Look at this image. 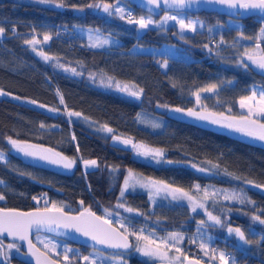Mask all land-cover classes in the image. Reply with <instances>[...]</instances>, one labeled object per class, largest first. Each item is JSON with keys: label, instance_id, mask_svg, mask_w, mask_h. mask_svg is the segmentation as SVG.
Listing matches in <instances>:
<instances>
[{"label": "trees", "instance_id": "trees-1", "mask_svg": "<svg viewBox=\"0 0 264 264\" xmlns=\"http://www.w3.org/2000/svg\"><path fill=\"white\" fill-rule=\"evenodd\" d=\"M114 1L63 0L64 7H55L33 0H0V27L5 28L0 36V88L57 109V113H49L19 100L0 97V150L8 155L6 160H0V179L4 181L0 193L5 196L0 206L44 207L47 199L64 203L71 211L77 210L74 206L81 201L98 213L101 209L130 207L136 225L158 231H192L201 213H193L185 204L167 199L152 204L146 192L129 191L122 199L125 207L120 208L119 190L129 169L190 191L196 185H234L229 178L195 170L193 165L201 162L264 185V141L254 137L243 139L223 130L220 124L187 115V110L193 109L202 114L247 116L239 109L238 100L250 93L251 84L264 85V71L244 55L246 49L256 54L264 52V40L257 37L261 16L239 18L243 26L230 27L223 24L227 15L217 11L185 12L200 16L204 26L223 27L212 34L206 28L180 34L174 26L162 32L155 28L138 32L137 25L127 23L126 19L108 17L87 7ZM136 9L146 12L138 6ZM76 26L99 29L120 42L105 48L88 47ZM240 32L247 38H242ZM45 33L51 35L47 41ZM33 38L39 41L36 51L33 45L25 43ZM169 44L176 47V55L160 51ZM40 51L52 59L45 61L38 55ZM165 60L167 67L162 66ZM241 61L249 67H243ZM230 79L234 82L229 83ZM101 80L105 83L101 84ZM120 82L134 83L143 92L138 99L125 95L115 87ZM109 83L111 87L107 86ZM210 84H217L218 89L201 95L197 104L194 95ZM162 105L184 111L169 113ZM140 110L165 115L163 128L140 125ZM68 112L80 113L107 124L119 134L162 147L166 161L153 164L139 159L129 148L112 144L108 137L73 121ZM252 119L264 123V116ZM9 137L50 148L75 160V164L68 171L57 172L51 168L53 163L39 162L14 151ZM83 158H96L98 166L83 169ZM259 188L245 186L244 203H226L232 207L226 216L232 224H253L264 232V225L253 219H264V193ZM39 193L44 198H38ZM233 260L264 264V237L246 255L236 254Z\"/></svg>", "mask_w": 264, "mask_h": 264}, {"label": "snow or ice", "instance_id": "snow-or-ice-1", "mask_svg": "<svg viewBox=\"0 0 264 264\" xmlns=\"http://www.w3.org/2000/svg\"><path fill=\"white\" fill-rule=\"evenodd\" d=\"M35 3L45 4V5H54L55 7H64L63 0H33ZM147 5L154 6L155 8H160L161 4H163L164 8H173L177 10V14H169L165 11V14L161 17L159 21L153 20L151 12L154 9H149L148 16H140L136 18L132 15L131 11L125 10L117 5H111L108 3L100 4H89L87 7L89 8H101L105 13L111 15H118L121 20H127L129 24H136L138 28L141 30L149 29L150 26L162 27L166 25L168 21H175L176 24L179 25L180 32L183 33L185 30L196 32L197 25L202 28L203 24L199 21H193L191 19H186L181 10L185 8L191 7L193 4H221L227 5L229 8H239L244 10H254L255 12H259L261 14V19L264 20V0H146ZM73 7H76L73 5ZM114 9V11H113ZM82 10V9H79ZM209 32L212 31L211 28L208 29ZM91 33L92 30L89 29ZM5 33V28L0 27V36H3ZM239 35L242 38H247L243 36V33L240 32ZM260 35L264 36V27L260 29ZM51 38L49 33L44 34V40L47 41ZM92 35H89V40H92ZM221 42L223 43V38H221ZM26 44L33 45V51H36L35 45L39 43L35 38L31 40H25ZM109 40L100 39L98 36L95 39V42L92 43V47H102L105 44H108ZM205 48H208V45H204ZM257 49H259V44H257ZM211 51V49H209ZM45 61L52 59L49 55L44 53L43 51L38 52ZM245 56L247 59L251 61L253 65H255L258 69L264 71V52L260 54H256L246 49ZM243 67L248 68L249 65L244 63ZM163 67H167V61L163 62ZM57 67L65 68L62 64H57ZM68 69L65 68V71ZM72 72L75 73V69H71ZM79 75V73H76ZM111 79V78H109ZM104 80H101V84H104ZM231 83V81H229ZM107 86L111 87V83ZM116 88L121 92H127L130 96L139 98L143 92V89L132 90L127 84L121 86L119 83L115 85ZM217 84H210L205 88L200 89L201 92H214L217 89ZM0 95H6V93L0 91ZM257 93L255 91L252 92L251 96L243 97L240 100L241 108H248V115L241 116L239 118L236 117H226L223 113H200L194 111L193 109L187 110L188 116L197 117L200 120H208L213 124H220L223 127L234 129L237 132H241L249 137H254L260 141H264V123H261L255 119H252L254 115H262L264 116V90L259 92V101L257 104H250V101H255ZM16 99H20L19 97H15ZM197 100L199 101V94H197ZM30 103L35 104L36 101H29ZM60 102L63 103V97L61 96ZM40 107H45V105H40ZM162 107L167 108L168 105H162ZM50 111H57V109H49ZM175 112H183L182 108L173 109ZM70 116H80V113L70 112L68 113ZM153 127H160L159 124H153ZM41 127H44L41 124ZM108 132H112L111 128H108L106 125L104 126ZM9 142L19 152L24 153L25 156H39L43 160H48L53 164H60L65 169H71L75 164V160L69 159L68 157L62 156L61 153L54 152L52 149H43L37 145L26 144L21 141L13 140L10 137L8 138ZM73 139L75 137L73 136ZM114 140H120L119 137L113 136ZM124 145H131L132 150L138 156L148 157L152 156L153 159L157 157H161L163 155V151L161 149H153L149 148L140 143H134L131 139H123L120 140ZM0 160H4L3 153H0ZM85 167L89 166H97L96 160H85ZM195 167V165H193ZM214 167H217L214 165ZM200 171H205V169L201 168ZM239 179V177H237ZM246 183H252V181H245ZM4 181L0 180V184H3ZM160 183L151 181L149 183H145L142 180L133 179L132 170H128V175L124 179L123 187L121 188L120 195L124 196V193L127 189L134 188L137 184H140L141 187H151L155 188L157 192L167 189L169 186L165 185L164 189L160 187ZM257 187H264V185H256ZM199 187V186H197ZM176 193H181L183 196H186L189 201H192V197L188 196L187 193L183 192L182 189L176 188L172 190L173 199H178ZM46 195V194H45ZM226 199H238L235 194L231 196H226ZM5 196L0 193V200H4ZM33 200H36L38 203V198L36 196L32 197ZM83 204V201L80 202ZM240 203H244L243 199H240ZM45 206L43 208H35L32 211L21 212L15 209H3L0 208V235L7 233L8 236L18 238L22 241H27L29 245V251L32 252V255L36 256L37 264H58L57 261H54L49 256V251H55L57 245L52 243L51 241L45 242L41 240L40 242L43 244L45 251L41 252L40 249H36L35 245H33L32 240L30 239V234L33 229L37 232L41 230L48 231H56L60 228L64 229H72L76 233H79L83 237H87L90 240L94 241L96 244H102L110 248L117 249H129L135 247V250L141 253L143 256L147 257H156L162 261L168 260L171 264V261H180V264H183L184 261H187V264H201V261L198 259H189L182 252L181 248L178 247V244L183 239V236L179 233H169L167 237L153 239L149 235H144L143 229L138 232H129L128 228L124 225L122 221H117L120 228H116L113 226V221L108 219L107 217L112 216L113 213L109 212L105 209L106 216H98L95 212L91 211L90 208H85L78 215H70L69 213L64 211V207L62 205H58L56 202H49L47 199L44 200ZM117 207L124 208L125 205L120 203L117 204ZM192 211H196V209L203 208V204L192 203L191 205ZM126 211L132 212L134 211L132 208H125ZM208 220L212 221V225H208V227H212L214 225H221L223 222L219 216H214L211 213H207ZM254 220L259 221L260 224L264 225V219H261L260 216H253ZM201 225H205V221H200ZM120 229H124V231H120ZM227 231L231 233H235L236 237L239 240L244 241L245 243H251V241L246 240L245 233L239 228H233L231 226L228 227ZM135 235L137 244L135 246L129 243L128 236ZM143 241V245L141 246L140 242ZM195 242V241H193ZM16 247L15 244H9L8 248L11 249ZM199 248L208 255L209 252L212 253L210 259L215 260L217 256L215 255L216 250L210 249L203 241L199 244ZM35 249V250H34ZM174 250L176 253L180 255L170 257L168 253ZM73 251L65 247L63 259L66 264H74L76 259L75 256L70 257L68 255L69 252ZM183 256V261H181L180 257ZM82 260L86 261L87 264H97L96 260L90 259V256L81 257ZM220 264H229V258L226 253L221 251L218 256Z\"/></svg>", "mask_w": 264, "mask_h": 264}, {"label": "rangeland", "instance_id": "rangeland-1", "mask_svg": "<svg viewBox=\"0 0 264 264\" xmlns=\"http://www.w3.org/2000/svg\"><path fill=\"white\" fill-rule=\"evenodd\" d=\"M100 5H103L104 3L100 2L97 3ZM111 5H117L119 4L120 7L122 8H127V3L124 0H116L113 3H108ZM104 14H106L108 17H110V15L108 13H105L101 8H94ZM114 11V9H113ZM169 14H177V11H167ZM182 15L186 18V19H191L194 22L195 21H199L200 23L203 24V22L201 21V17L197 16V15H193V14H186L184 11H181ZM150 13L148 12H140L137 9H133L132 10V15L136 18H139L140 16H148ZM165 14V11L160 12L158 15H152L153 20L159 21L161 19V17ZM111 16H117L118 15H111ZM262 26L264 27V20H261ZM224 25L230 26V27H242L243 26V22L236 17H230V16H226L224 19ZM169 26H174L176 27L177 31L180 34H184L186 32H191L188 30H185L183 33L180 32V28L179 25L175 23V21H168V23L166 25H163L162 27H157L155 25L150 26L149 28H155L157 31H165L167 30V28H169ZM219 27H223V25L221 24H214L211 26H204L202 28H206V30H208L209 28L212 29L211 32L208 31L209 34L214 33V31L216 30V28ZM197 28L202 29L199 24L197 25ZM89 29L92 30V32H89ZM76 30L78 32V34L83 38L84 43L88 46V47H92V43L95 42L96 37L98 36L100 39H107L109 40L108 44L103 45L102 47H92V48H105V47H109V46H114L116 44H118L120 41L118 38H116L115 36L106 33V32H102L99 29H95V28H90V27H85V26H76ZM137 31L141 32L143 30L138 28L137 25ZM89 35H92L93 39L89 40ZM257 37L260 40H264V36L260 35V30L257 33ZM176 47L173 44H169L166 46H163L162 48H160L161 52H168L171 53V55H176L177 49H175ZM229 81H231V83L234 82V79H230ZM228 81V82H229ZM121 86H124L125 84H127L130 88H132V90H138V88L134 85V83L131 82H120L119 83ZM251 91L248 95L244 96H251L252 92L255 91L257 93L256 99L255 101H250V104H257L259 101V92L264 90V85L258 84V83H253L251 84ZM118 89V88H116ZM218 89V87H217ZM216 89V90H217ZM119 90V89H118ZM215 90V91H216ZM0 91L6 93V95H0V97H9L11 99H15V100H19L25 103H28L32 106H35L39 109H42L46 112L49 113H57V111H50L49 109H56L53 106H50L48 104L39 102L37 100L31 99V98H27V97H23V96H19L17 94H14L12 92L6 91L4 89L0 88ZM214 91V92H215ZM121 92V91H120ZM214 92H197L194 97L196 99L197 104L199 103V101L197 100V94H199V97L201 95L204 94H211ZM125 95L130 96L127 92H122ZM15 97H19L20 99H16ZM133 97V96H130ZM138 99L137 97H133ZM243 98V97H241ZM241 98L238 100V106L239 109L242 110V112H245L248 115V108H241L240 106V100ZM29 101H36L35 104L30 103ZM40 105H45V107H40ZM165 109V108H164ZM174 108H166L165 110L168 111L169 113H174L175 111H173ZM70 113V112H68ZM73 121H76L80 124H82L84 127H86L87 129L99 133L103 136H106L109 138L110 142L112 144H116V145H120L126 148H129L132 153L139 159L151 162L153 164H163L166 160H165V150L162 147H158V146H154V145H150L146 142L134 139L130 136L127 135H123V134H119L115 131H113V129L108 126L107 124H103V123H99L96 122L82 114H80V116H70L69 114H67ZM262 115H254L253 117H261ZM137 120L138 123L140 125L146 126L148 128L151 129H155V130H160L163 128V125L165 123V115L159 114V113H154V112H149L146 110H140L138 115H137ZM153 124H159L160 127H153ZM107 126L108 128L112 129V132H108L104 126ZM225 131H228L231 134H234L236 136H239L243 139H252V137L246 136L245 134L241 133V132H237L234 129H227V128H222ZM113 136L119 137L120 140L123 139H131L134 143H140L143 144L149 148H153V149H161L163 151V155L161 157H157L156 159H153L152 156H148V157H143V156H138L135 154V152L132 150L131 145H124L123 143L120 142V140H114ZM12 149L14 151L19 152L18 150H16L15 148ZM0 153H3L4 155V160L7 159L8 155L0 150ZM64 156V155H62ZM66 157V156H65ZM69 158V157H68ZM71 159V158H69ZM3 160V161H4ZM73 160V159H72ZM85 160H96V158H83L80 160V164L83 167V169L87 170V169H93L96 168L98 166V161H97V166H89V167H85L84 165V161ZM55 165V164H54ZM205 169V171H200L199 169ZM195 170H197L198 172L204 173L206 175H219L222 176L226 179L229 178V180H231L233 182L234 185H214V184H208L207 186H204L203 188L197 187L198 185H196V189L194 191H190L178 186H175L165 180H161V179H155V178H150V177H146V176H142L139 173L135 172L134 170H132L133 173V179L135 180H142L145 183H149L151 181H156V182H162L160 183V187L162 189H164V186L167 185L169 186L167 189L161 190L159 192H157L155 190V188H151V187H141L140 184H137L134 188H129L125 191L124 196L126 194V192H135V191H142V192H146L147 195L149 196V199L151 201L152 204L157 203L160 199H167L170 202L173 203H178V204H185L186 206H188L191 211H192V203H199V204H203L204 207L203 208H197L196 211H192L195 214L201 213L200 217H197L196 222H195V227L192 231H180V230H162V231H158L157 229H152L150 227H146L143 225H136L133 223L131 217H133V213L132 212H128L126 210H117L116 208H111V209H107L109 212L113 213L112 216L107 217L108 219L112 220L115 224H117L119 226V224L117 223V221H122L124 223V225L128 228L129 232H138L139 230L143 229V233L144 235H149L151 236L153 239H159V238H163V237H167L169 233H179L183 236V239L180 241V243L178 244V247L181 248L182 252L184 253V255L186 256H190V253H193L195 257H198L206 262H208L209 264H220L218 256H219V252L223 251L226 253L227 257L229 258V264H242L241 262H234L231 261L232 259H234V257L236 256V254L240 257H243L246 253H248L254 246H257L260 241L263 239L264 237V232L260 231L258 227H255V225H251V224H232L230 222V220L228 219L227 216V212L229 210L232 211V207L228 206L226 203H232V202H239L240 199H242L243 193H244V187L245 186H250V187H257L256 184L249 179H244L239 177V179H237L238 176L231 174V173H227V172H222L221 169H218V167H214V164L212 163H208V162H201L200 164L195 165L194 167ZM128 175V173H127ZM126 175V176H127ZM125 176V177H126ZM125 179V178H124ZM1 180V179H0ZM252 181V183H246L245 181ZM124 181H122L120 190H119V200L118 202L124 204V202L122 201V199H124V196L121 197L120 192H121V188L123 187ZM182 189L183 192L187 193L188 196L192 197V201H189V199L186 196H183L181 193H176L178 199H173L172 196V190L173 189ZM232 194H235L238 199H226V196H231ZM58 205H62V206H67L64 203H57ZM127 212V213H126ZM101 215L106 216L105 213V209H101L99 212ZM207 213H211L214 216H219L222 220V224L221 225H214L212 227H208V225H212V221L208 220V216ZM205 221L206 224L205 225H201L200 221ZM257 221V220H256ZM231 226L233 228L239 227L244 233H245V238L246 240L251 241V243H245L244 241L239 240L238 237H236L235 233H229L227 231L228 227ZM120 227V226H119ZM124 231V229H122ZM133 238L134 244L133 246H135L137 244L136 241V236L135 235H129ZM33 239L39 244L41 245L43 248V244L40 242L41 240H44L45 242L47 241H51L52 243L56 244L57 247L55 249V251H49L50 253L56 255L58 254V252L62 249H65V247H67V243L64 241V239L57 237V236H53L50 234H46V233H42V232H38L35 233L33 236ZM195 241V242H193ZM204 242L210 249H215V255L217 256V259L212 260L210 259V256L212 255L211 252L208 253V255L205 254L204 251H202L199 248V244L201 242ZM143 241L140 242L141 246L143 245ZM9 244H15L16 247H13L11 249L8 248ZM230 246V247H229ZM233 248H232V247ZM1 247H3L7 252H12L15 248H17V244L16 243H1ZM232 249V250H231ZM81 253L83 254V256H90V259L92 260H96L97 262L101 263V264H128L129 259L130 260H136L138 262H146V263H153L155 262V260H160L156 257H147V256H143L141 253L137 252L135 250V247H132L131 250L127 251V252H104V251H99L97 249H90V250H82ZM168 255L170 257H174L177 255H180L179 253H176L174 250L170 251L168 253ZM181 261H183V256L180 257ZM176 264H179L180 261H173Z\"/></svg>", "mask_w": 264, "mask_h": 264}, {"label": "water", "instance_id": "water-1", "mask_svg": "<svg viewBox=\"0 0 264 264\" xmlns=\"http://www.w3.org/2000/svg\"><path fill=\"white\" fill-rule=\"evenodd\" d=\"M125 1H128V2H130L132 4H135L136 6L144 9L148 13H149V9L150 8L154 9L151 12V14H153V15H158L162 11H177V10H175L173 8L165 9L163 4H161L160 8H155L154 6L147 5L146 0H125ZM212 10L217 11L218 13H222V14H225L227 16L236 17V18H242V17H246V16H249V15L261 16V14L259 12H255L254 10H244V9H239V8H229L227 5H221V4H210V5L203 4V3H201V4H193L191 7L185 8V9H183L181 11L189 12V13H197V12H200V11H212ZM26 144L36 145V144H32V143H26ZM37 146H40V145H37ZM40 147L43 148V149H50V148L43 147V146H40ZM28 157H30L33 160H37V161H41V162H49L48 160L41 159L39 156H28ZM56 165L57 166H62L60 164H56ZM259 191L264 193V187H260ZM0 208L6 209V210L7 209H15V210L21 211V212H28V211L34 210L37 207H31V208L25 209V208H18V207L0 206ZM39 208H43V207H39ZM83 210L84 209H79L77 211H71V210L64 209V211L69 213L70 215H78ZM91 211L95 212L98 216H103V215L99 214L98 212H96L93 209H91ZM113 226L118 228V229L120 228L114 222H113ZM120 231H123V230L120 229ZM39 232L50 234V235H53V236H57V237L66 239L68 241H71L73 243H77V244L88 246V247H94V248H98V249H114V250H121V251H129V250L132 249V248H129V249H117V248H110V247H107V246L102 245V244H96L94 241L90 240L87 237L81 236L79 233H76L72 229L60 228V229H58L56 231H48V230L45 229V230H41ZM35 233H38V232L35 229H33L31 234H30V239L32 240L33 245H35V248L36 249H40V251L43 252V251H45V249L33 239V236H34ZM0 237H4V238H6V239H8L10 241H15V242H18L19 244H21V248L18 249L16 251V253H15L16 257L19 260H21V261H23L25 263H28V264H37L36 256L32 255V252L29 251V245H28L27 241H22V240H19L18 238H14V237L8 236L7 233H4V234L0 235ZM128 239H129V243L131 245H133L132 239L130 238V236H128ZM48 254L51 257V259L54 260V261H57L58 264H66V262L60 260L59 258L54 256L52 253L49 252ZM187 257L190 260L191 259H198V260L201 261V264H209L208 262H206V261H204V260H202V259H200L198 257H195V256H187ZM3 264H14V263L11 262V261L4 260ZM81 264H87V263H81ZM154 264H170V262L168 260H164V261L159 260V261H156ZM171 264H176V263L171 261ZM183 264H187V261H184Z\"/></svg>", "mask_w": 264, "mask_h": 264}, {"label": "flooded vegetation", "instance_id": "flooded-vegetation-1", "mask_svg": "<svg viewBox=\"0 0 264 264\" xmlns=\"http://www.w3.org/2000/svg\"><path fill=\"white\" fill-rule=\"evenodd\" d=\"M41 162V161H39ZM44 163H50V162H44ZM53 170L57 171V172H62V171H68L69 169H65L63 166H57L55 164V166H52L51 167ZM41 194V193H40ZM41 198H44L43 194H41ZM64 209H67L68 206H63ZM75 208H77V210L79 209H85V208H90V205L89 204H81L80 202L74 206ZM91 209V208H90ZM68 210V209H67ZM77 210H73V211H77ZM130 238L132 239V243L134 244V241H133V238L130 236ZM63 239V238H62ZM64 241L67 243V248L69 249H72L73 251L69 252L68 255L70 257L72 256H75L76 259L74 261V264H81V263H87L86 261L82 260L81 257H83V254L81 253L82 250H90V249H97L99 251H104V252H127V251H121V250H114V249H98V248H94V247H88V246H84V245H80V244H77V243H73L71 241H68L66 239H64ZM16 243L17 244V248H15L12 252H7L3 247H1V243ZM21 248V244H19L18 242H15V241H10L4 237H0V264H3V261L4 260H7V261H11L13 262L14 264H28V263H25L21 260H19L15 253L18 249ZM63 254H64V249L60 250L58 252V254L54 255L56 256L57 258H59L60 260L64 261L63 259ZM246 255V254H245ZM133 260H130L128 261V264H133L132 262ZM156 261H159V260H155ZM65 262V261H64ZM138 262V261H137ZM155 262L153 263H146V262H138L140 264H154ZM235 262V260H234ZM97 264H101L99 262H97ZM104 264V263H103Z\"/></svg>", "mask_w": 264, "mask_h": 264}, {"label": "built area", "instance_id": "built-area-1", "mask_svg": "<svg viewBox=\"0 0 264 264\" xmlns=\"http://www.w3.org/2000/svg\"><path fill=\"white\" fill-rule=\"evenodd\" d=\"M127 4H128V5H127V8L125 9L126 12H127V11H131V13H132V10H133V9H136V6L133 5V4H130V3H127ZM157 55H158V54L155 53V56H157ZM37 196H38V197H41V194L39 193Z\"/></svg>", "mask_w": 264, "mask_h": 264}]
</instances>
